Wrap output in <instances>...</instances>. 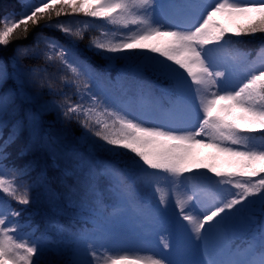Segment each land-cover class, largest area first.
<instances>
[{
    "label": "snow or ice",
    "instance_id": "6c2138e0",
    "mask_svg": "<svg viewBox=\"0 0 264 264\" xmlns=\"http://www.w3.org/2000/svg\"><path fill=\"white\" fill-rule=\"evenodd\" d=\"M18 2L0 16V264H264V0ZM253 14L234 31L217 19ZM93 57L130 67L113 81ZM150 77L168 82L166 107ZM50 120L81 129L65 169L79 192L57 212L89 210L55 239L27 215ZM125 214L147 246L114 253L128 234L93 221Z\"/></svg>",
    "mask_w": 264,
    "mask_h": 264
},
{
    "label": "trees",
    "instance_id": "16d2710c",
    "mask_svg": "<svg viewBox=\"0 0 264 264\" xmlns=\"http://www.w3.org/2000/svg\"><path fill=\"white\" fill-rule=\"evenodd\" d=\"M32 2H36V0H32ZM19 9H20V3L18 2V0H0V16H3V15L10 13V12L17 11ZM254 18H255L254 14L247 16V17H240V18H237L236 20H229L227 17H223V16L217 17V19L219 20V22L221 24L225 25L226 27H229L233 31L235 30L237 25L247 24L251 19H254ZM78 19L85 20V19H89V18L81 16V17H78ZM94 22L95 23H104L103 21H94ZM91 34L96 35L97 33L95 31H93ZM54 35L59 37L60 33H54ZM248 46H252L251 49H256L257 48V42L252 41L249 43ZM11 47L12 46H9V49H8L9 55L11 54ZM81 47H83V45H81ZM247 50L248 49L241 48V51H247ZM93 60L95 62L102 64V66H104V68H108V69L120 68L119 65H121V64L130 66L127 61H122V60L109 62V61H106L100 57H93ZM150 81L153 85L154 94L156 92L162 93L163 95H165L166 99L168 100V95L164 91V89L168 88V82L166 80H164L163 78H157V77H150ZM45 98H47V97H45ZM238 115H239L238 112H233L232 116H230L229 118L232 119ZM49 123H51V125H52L50 128L47 126V124L45 125V134L48 136L49 147L42 149L40 151H37L29 157V159L33 163L34 172L36 174H38L40 170H41L42 174H44V170L50 169V166H45L46 164L58 163L57 162L58 158H57V154H56L58 149L61 150V149H64L65 147L66 148L75 147L74 141L78 138V135L81 132V129L75 124H73L71 126L62 125L61 123H59L55 120H50ZM69 128L71 130H66ZM198 151L201 154L200 156L205 161L209 160V161H211V164H216L218 166H225L224 159L222 157H218L214 150H213V152L208 153L206 150L199 149V148L196 150V154H195V161L197 163H202V160H200ZM44 153L45 154L49 153V154L47 155V157H45ZM44 157H45V160H44ZM104 157H109V156H107L106 154H101L99 158L101 159ZM36 168H39L40 170L38 172H36ZM40 176L41 175H39V176L35 175V177L37 179H39ZM36 197L39 200H42L41 193H38L37 191H36ZM48 209H49V211H54L56 216H57V218L48 216L46 218V220L44 221V227L51 229L52 227H55L54 223H56V219L58 221L60 219V216H62L63 214L60 212H57V209H55L51 205L48 206ZM47 259H55L57 264H63V262L67 260V257L65 255L55 256V257L49 256V257H47Z\"/></svg>",
    "mask_w": 264,
    "mask_h": 264
},
{
    "label": "rangeland",
    "instance_id": "374dc122",
    "mask_svg": "<svg viewBox=\"0 0 264 264\" xmlns=\"http://www.w3.org/2000/svg\"><path fill=\"white\" fill-rule=\"evenodd\" d=\"M125 250H113L114 253L123 254ZM143 254H148L147 252H144Z\"/></svg>",
    "mask_w": 264,
    "mask_h": 264
}]
</instances>
